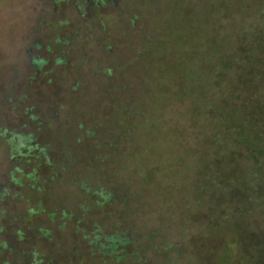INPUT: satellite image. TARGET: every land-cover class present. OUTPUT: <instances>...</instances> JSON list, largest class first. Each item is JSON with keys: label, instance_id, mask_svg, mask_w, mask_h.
<instances>
[{"label": "rangeland", "instance_id": "obj_1", "mask_svg": "<svg viewBox=\"0 0 264 264\" xmlns=\"http://www.w3.org/2000/svg\"><path fill=\"white\" fill-rule=\"evenodd\" d=\"M257 25L264 0H0V264H105L109 237L140 264H253L264 165H235L222 101L236 78L213 86L203 68L217 28L247 65L238 33ZM247 193L253 211L221 206ZM223 213H246L245 237L228 223L232 236L197 240Z\"/></svg>", "mask_w": 264, "mask_h": 264}, {"label": "trees", "instance_id": "obj_2", "mask_svg": "<svg viewBox=\"0 0 264 264\" xmlns=\"http://www.w3.org/2000/svg\"><path fill=\"white\" fill-rule=\"evenodd\" d=\"M220 7L226 13H228V10H226V4L223 3L222 5L221 3ZM238 14L242 18H250V16L252 14L254 15L255 12L253 8H249L241 9ZM250 28L251 31H249L248 28H244L245 31L240 29L238 33L241 41L247 42L249 44L247 45L246 49L248 53V61L246 62L248 63L247 65L238 68V66L235 64L234 59L230 57V43L232 38L231 35L225 32L224 28V30L217 28L216 35L214 37L215 39H213V44L209 49V52H211L212 54H216V56L214 57V60L209 63V65L203 68V72L212 71L213 76L211 78V82L213 83V86L218 82L221 83L222 80L227 81L228 79H230V76L236 78L235 86L232 89L229 87L225 88L224 86L223 90L225 91V96L222 103L227 101V103L232 102L234 105H236L234 113L231 115L232 123L225 125V129H229V134L232 135V139L235 142L233 156H235L236 160L235 165L238 166L240 171H243V168H248V166H251L253 164L259 166L264 165V28L258 25L254 29L252 27ZM215 72L219 73L216 77L214 76ZM180 94H182V92ZM213 94L209 95L210 100ZM216 106H219V104ZM216 106H214L213 109ZM235 115L241 117L240 122L235 121ZM228 122L229 121H227L226 123ZM231 124H235L233 125L234 127ZM25 140L26 139L23 136H19L14 142L13 150L21 153L22 149L25 148ZM107 145L110 152L112 151V148H117L118 146L115 139H112V141L110 142L108 141ZM50 146H52V144H50ZM45 149H47V147L41 149V151H45ZM68 151L71 152L70 149ZM115 151H112L113 154H115ZM64 154L65 152H63V155ZM216 155L222 156V154L219 153H216ZM209 157H211L210 154ZM42 158L43 163L48 166L49 169L53 172L49 179H54V176L56 174L55 169L57 167L55 164L56 162H53L46 155L42 156ZM122 160L123 159H119L117 160V162H121ZM230 165L231 164L227 166L228 170L225 171L229 174H231ZM197 187V185L194 186L193 184L192 197H194V199L192 201L201 202L203 196L198 197V195H196L197 192L199 195L201 194L200 191L196 189ZM256 192L257 193L253 192V194L264 197V188L261 187L257 189ZM253 194L249 195L247 193L246 195H239V197L236 198V202L233 204H231L233 198L225 199L221 202V206H230L231 208H233V210H238V213L244 210L253 211V208L251 206H253L254 208L260 206L257 202L254 201V197H252ZM109 197H111V195H109ZM194 216L198 215L194 214ZM220 219L221 223H219ZM232 220L234 221V224ZM216 222L217 224H213V226H210L206 233L200 231L197 232L195 235V237H197V240L200 241V237H202V239L204 240L206 235H210L213 243H217L218 240H220L222 237L224 239L226 238L228 233L230 234L232 232V228L229 230L230 227L228 223H232V225L235 227L234 231H236L238 237L242 239L245 237L247 230L246 227L250 226L246 221V213L238 214L237 216H235V219H232V217L228 216L226 213H223V215ZM217 227H219V229H217ZM257 227H262L258 228V232L260 236L264 235V219L258 220L256 228ZM221 228H223L222 233ZM230 236L232 235L230 234ZM95 242H98L97 239H95ZM95 242L92 241V243ZM126 245H128V242L124 241L121 238L109 237L108 247H106L108 249L104 253L106 254V257L102 258V260L106 261L103 262L105 264H124L125 262L132 263L133 261L134 264H140V259L137 257V255L134 254L131 261L129 259L128 252H123ZM257 246H259V244H257ZM103 247L98 248L97 252L101 253L102 249H104ZM199 248L200 250H192L195 255H192V257L195 259H198L199 257L203 258L205 255L206 251L203 252L204 249L202 250L201 247ZM258 251L259 250L256 249V255L251 260L253 264H259V262L262 263V260L264 259V248L261 252V255H259ZM225 254L227 255V253ZM210 255L212 256L211 253H209V256ZM242 256L244 257V259L246 258L245 253H243ZM248 258L251 259V257ZM205 259H207V256L205 257Z\"/></svg>", "mask_w": 264, "mask_h": 264}]
</instances>
